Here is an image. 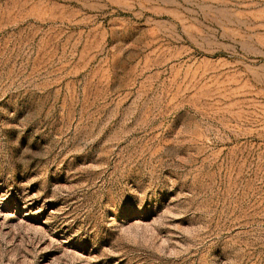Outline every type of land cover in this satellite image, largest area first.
Instances as JSON below:
<instances>
[{
	"label": "rangeland",
	"instance_id": "obj_1",
	"mask_svg": "<svg viewBox=\"0 0 264 264\" xmlns=\"http://www.w3.org/2000/svg\"><path fill=\"white\" fill-rule=\"evenodd\" d=\"M0 264H264V0H0Z\"/></svg>",
	"mask_w": 264,
	"mask_h": 264
}]
</instances>
